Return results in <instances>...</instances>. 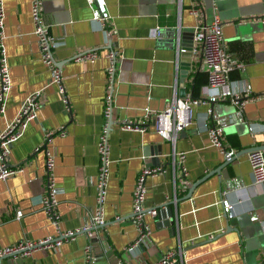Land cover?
<instances>
[{
  "label": "crops",
  "instance_id": "crops-1",
  "mask_svg": "<svg viewBox=\"0 0 264 264\" xmlns=\"http://www.w3.org/2000/svg\"><path fill=\"white\" fill-rule=\"evenodd\" d=\"M192 1L105 0L115 27L111 46L119 50V59L107 133L103 224L92 229L94 264H152L167 250L173 252L177 264H264V188L253 183L244 152L264 147L261 0H199L204 21L219 18L227 49L244 64L242 71L230 73L236 87L248 89L244 96L249 99L239 114L227 101L207 100L212 90L206 88L197 56L190 57L186 74L179 75L177 45L180 38L186 39L184 31L196 23L189 11ZM1 6L10 88L0 114V132L29 94L41 90L43 98L35 118L9 148L8 164L20 166V171L0 180V247H4L20 240L56 237L58 231L77 230L90 222L96 197L97 141L104 122L108 41L91 19L85 0H41L48 34L59 43L52 55L60 69L61 96L39 58L30 0H1ZM88 48H97L92 62L73 59ZM180 83L184 95L199 102L192 106L191 123L171 142L155 132L152 115L166 108L172 98L181 97ZM147 111L150 116L145 119ZM217 117L228 120L223 125L225 143L236 154L243 153L211 174L223 155L209 143L205 123ZM143 119V132L119 127L123 121ZM58 127L64 134L52 133L44 141L45 132ZM43 145L53 155L54 183L60 190L57 228L39 202ZM178 152L184 154L186 185L172 164ZM142 167L160 168L145 178L143 203L146 209L156 208L157 214L144 212L142 216L149 228V245L125 253L123 248L137 234L130 217L131 199L136 173ZM224 203L232 205L229 218L223 214ZM17 210L21 211L19 218L15 217ZM86 243L85 233L80 232L53 249H34L23 257L0 256V264H79Z\"/></svg>",
  "mask_w": 264,
  "mask_h": 264
},
{
  "label": "built area",
  "instance_id": "built-area-1",
  "mask_svg": "<svg viewBox=\"0 0 264 264\" xmlns=\"http://www.w3.org/2000/svg\"><path fill=\"white\" fill-rule=\"evenodd\" d=\"M91 10V19L96 21L104 30L108 45L105 48V57L107 65L105 67V88L103 95V116L104 122L97 141L98 167L95 176L96 197L95 207L90 217V222L77 230L58 231L56 237H45L39 240H20L11 245L0 247V256H28L34 249H53L58 246L63 240L73 238L74 234L84 232L87 237V243L83 247V258L79 264H94V257L91 254V238L92 229L100 227L103 224L101 206L105 197L106 183V166H107V133L108 120L111 118L112 100H113V82L116 72V62L119 59V50L111 46L112 36L115 34V27L110 22V15L106 9L105 0H85ZM190 13L195 17L196 23L192 31V47L191 56H197L199 68L204 73L206 88L212 90L207 93L209 102L227 101L236 107L237 113L242 111L245 102L249 99L244 96L248 89L245 86L242 88L236 87L230 79V73L234 70H243V62L233 53H231L223 40L221 27L222 22L217 16H213L209 22L203 19V6L199 0H193L190 8ZM30 18L33 24V34L37 41L39 58L50 71V83L56 84L58 92L63 95V87L61 84L60 69L54 61L52 52L59 43L54 40L47 30L46 24L43 22L41 15V0H30ZM264 23V18L261 19ZM3 9L0 0V114H3L5 101L10 88V78L3 45ZM177 45L176 56L179 54ZM97 54V48H88L74 55L73 59L92 62ZM250 98H254L251 96ZM63 102H66L65 97H62ZM42 91L36 90L29 94L20 104L15 116L8 121L0 132V180L12 176L20 171V166L9 165L7 161L9 148L12 143L17 141L26 125L35 118L36 109L42 104ZM199 102L190 94L177 98L174 97L169 102V105L152 115V125L155 132L162 138L174 141L177 135L186 128L192 119V106ZM150 116V111L144 116L147 119ZM209 119H207L208 121ZM205 123L208 141L211 146L217 148L223 157L232 156L235 151L223 138V125L228 121L225 117H217L212 122ZM123 130L143 132L144 119L139 123L123 121L119 124ZM252 128L249 127L248 130ZM52 133L64 134L61 127L55 130L45 132L44 141ZM44 179L43 192L40 197V206L44 211L49 222L57 228L58 214L56 211L57 194L60 190L54 183L53 155L44 148ZM41 145L35 148L38 149ZM249 163L250 172L253 183L264 188V147L255 148L246 153ZM184 154L178 152L173 160V168L182 175L181 183L187 184L183 178L185 168L182 164ZM160 172L159 167H142L136 173L135 182L132 188L131 199V220L136 227V237L128 243L123 252H136L138 247H147L149 245V228L142 221L143 213L146 212L150 216L157 214L156 208H145L143 206L144 196L146 191L145 178ZM232 209L231 204L224 203L222 205L223 214L230 216ZM21 211H15V217L19 218ZM107 246V245H106ZM106 248H109L108 246ZM113 264H121L115 261ZM152 264H177L172 251L167 250Z\"/></svg>",
  "mask_w": 264,
  "mask_h": 264
},
{
  "label": "water",
  "instance_id": "water-1",
  "mask_svg": "<svg viewBox=\"0 0 264 264\" xmlns=\"http://www.w3.org/2000/svg\"><path fill=\"white\" fill-rule=\"evenodd\" d=\"M261 5H262V13L264 14V0H261ZM192 31H193L192 29L184 31V36L186 37V39L180 38V43H179V49H180V51H179V75H180V77H183L186 74V72L189 69V67H190V57H191V47H192ZM179 87H181V91H182L181 97H182L184 95V89L182 88V84L181 83H180ZM110 124H111V118L108 120V128H109ZM252 149H255V148H248V150H246L244 152H249ZM242 153H243V151H242ZM242 153H238V154L235 153V154H233L230 157H223L222 161L219 163L217 169L216 168L213 169L211 174L212 173H219L223 166H227L237 156H239V154H242ZM203 177H205V176H203ZM192 186H190V187H192ZM224 216L227 217V215H225V214H224ZM229 217L230 216H228V218ZM170 221L171 220H169V222ZM95 228L97 229L99 227H95ZM2 257H0V260L2 259Z\"/></svg>",
  "mask_w": 264,
  "mask_h": 264
}]
</instances>
